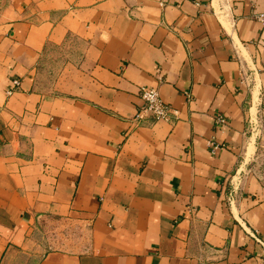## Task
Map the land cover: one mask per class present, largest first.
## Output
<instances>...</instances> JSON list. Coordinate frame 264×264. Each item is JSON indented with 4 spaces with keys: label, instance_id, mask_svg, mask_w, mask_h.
I'll use <instances>...</instances> for the list:
<instances>
[{
    "label": "crops",
    "instance_id": "obj_1",
    "mask_svg": "<svg viewBox=\"0 0 264 264\" xmlns=\"http://www.w3.org/2000/svg\"><path fill=\"white\" fill-rule=\"evenodd\" d=\"M263 9L0 0V264H264Z\"/></svg>",
    "mask_w": 264,
    "mask_h": 264
},
{
    "label": "built area",
    "instance_id": "obj_2",
    "mask_svg": "<svg viewBox=\"0 0 264 264\" xmlns=\"http://www.w3.org/2000/svg\"><path fill=\"white\" fill-rule=\"evenodd\" d=\"M257 19L264 25V9L257 14ZM243 82H247V77L242 76ZM13 85H19V80H14ZM142 100L144 101L143 110L138 114V117H143L144 113L152 114L156 119H169L171 114L170 106L162 99L158 89L154 87H143L140 91ZM219 122H226L224 116L219 117ZM262 128V122L259 117L249 118V129L252 134L258 133ZM219 146L217 144L213 145V151H215Z\"/></svg>",
    "mask_w": 264,
    "mask_h": 264
},
{
    "label": "rangeland",
    "instance_id": "obj_3",
    "mask_svg": "<svg viewBox=\"0 0 264 264\" xmlns=\"http://www.w3.org/2000/svg\"><path fill=\"white\" fill-rule=\"evenodd\" d=\"M49 64L46 66L45 73L43 74L42 78L45 80V87L49 90L52 88V80H51V71H52V60H49Z\"/></svg>",
    "mask_w": 264,
    "mask_h": 264
}]
</instances>
